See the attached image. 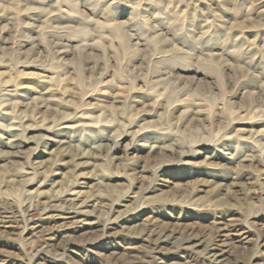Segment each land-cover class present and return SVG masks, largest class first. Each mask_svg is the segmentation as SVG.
<instances>
[{
  "label": "rangeland",
  "instance_id": "obj_1",
  "mask_svg": "<svg viewBox=\"0 0 264 264\" xmlns=\"http://www.w3.org/2000/svg\"><path fill=\"white\" fill-rule=\"evenodd\" d=\"M0 6L41 10L26 11L27 15L19 11L7 17L0 12L4 16L0 23V30L4 27L0 32L1 53L6 59L21 53L38 65L33 69L15 70L14 65L0 69L5 80H12L14 87L8 88L12 92L31 85L37 90L49 88L41 76L47 81L56 80L63 73L49 68L57 50L68 53L61 58L60 65L66 70L70 68L69 74L60 78L68 77L70 83L75 77L73 69L86 63L87 54L101 61L105 52L107 74L101 84L97 77L102 72L92 76L90 102L92 109L99 106L95 115L110 110L111 101L117 96L114 93L122 86L128 91L135 87L133 93L120 100L122 105L116 103L111 108L116 117H127L128 107L133 105L135 114L132 126L119 130L118 125V133L108 134L119 144L111 154L97 149L109 139H102L104 135L99 131L80 132V121L69 122L71 129L64 128L69 125H59L49 139L37 130L26 131L22 138L16 133L18 130L11 131L16 133L13 136H0L2 191L7 182L14 185L20 180L12 175L21 167L22 172L30 174L35 169V183L40 180L47 185L51 181L54 192L62 185L64 188L74 179L73 169L69 163H53L64 155V149L74 153L90 148V156L98 160L94 164L105 165L111 159L119 172L108 166L104 171L97 166L95 173L90 166L75 169L74 173L80 174L76 192L82 193L83 200L88 197L89 202L94 201L101 191L95 185L94 175L103 173L104 183H110V189L102 192L109 198L88 209L91 214L80 216L63 210L60 212L64 218L74 215V219L49 223L38 208L6 215L9 218L0 215V264H264V163L259 162L264 160V152L254 140L264 135V116L254 118L246 111L242 102L248 100L252 89H241L244 84H255L256 91L264 89V0H1ZM125 40L135 51L134 58L122 59L128 56L123 52ZM149 61H157L156 68L148 69ZM19 71L40 77H23L18 75ZM155 77L179 85L180 91L171 100L185 99L183 94L189 87L202 90L197 95H208L209 87L213 89L216 97L209 98L204 106L213 118L205 126L221 128L223 134L218 143L213 138L209 143L192 146L183 133L168 128L165 119L175 120L183 109L175 104L178 111L174 113L168 108L171 112H164V97H156L153 91L161 92L163 85L153 84V90L147 87L149 78ZM1 85L2 82L0 88ZM210 101L219 108L218 113ZM66 102L63 99L62 103L68 106ZM153 102L159 107L156 105L151 111L149 106ZM199 103L203 101L197 102L196 108ZM240 109L245 110L240 113ZM218 120L222 121L221 126ZM237 130L241 136L235 137ZM210 134L208 137L216 136V132ZM57 142L68 144H53ZM161 144H172L185 154H170L167 150L158 153L156 147ZM152 146L155 148L149 152ZM32 153L40 157L34 159ZM5 157L9 159L3 161ZM135 162L149 171L156 169L155 175L138 171L132 177L134 185L128 188L129 173L123 169ZM236 174L253 176L250 183L257 179L251 196L239 197L240 209L215 207L209 200H214L218 193L220 199L227 197L235 203L232 192L238 190V196L241 184L247 182L235 181ZM34 189L35 186L26 185L1 193L0 197L18 203L28 199L24 195H33L30 192ZM126 190L119 202L110 197ZM189 192H193V200L187 199ZM248 202L259 210L248 213L241 209ZM75 219L83 221L76 223ZM144 226L162 228L172 237H148L141 233ZM188 237L201 246H187L184 240ZM205 246L216 249L217 256H209Z\"/></svg>",
  "mask_w": 264,
  "mask_h": 264
},
{
  "label": "bare ground",
  "instance_id": "obj_2",
  "mask_svg": "<svg viewBox=\"0 0 264 264\" xmlns=\"http://www.w3.org/2000/svg\"><path fill=\"white\" fill-rule=\"evenodd\" d=\"M1 10H2V15H5V17H7L8 15L10 16L15 12L18 13L19 11L20 12L22 11L21 14H24V15L28 14L26 11H28L29 13L34 12V11L35 12L41 11V10H38V8H36L35 10H29V8H22V9L13 8L12 9V8L5 7V6L3 7L0 6V12ZM2 15L0 16V23L3 21L2 19L4 18V16ZM3 29L4 27L1 28L0 30L1 33L3 32ZM33 48L37 49L36 45H34ZM123 52L127 53L128 56L123 57L122 59L124 58L131 59V58H134L135 56L134 54L135 51L131 49L128 40L124 41ZM160 53L168 54V51H161ZM0 54H1L0 55V69L5 68V67L9 68L12 65H14L15 70L17 68H24V69L38 68V65L35 66L34 64L35 62H31L33 60L29 61L31 58H29L28 56L24 57L21 53H17L11 59H6V56H4V53L3 52L1 53V51H0ZM67 54L68 53H66V51L57 50L54 52L53 63L50 65L49 68L53 70H61V72L63 71V73L61 76L57 77L56 80L53 78H50L47 81L48 78L41 76L42 79H45L43 80L44 84L46 83L45 87H49V88H44L42 90H37L34 85H31L30 87L26 86L25 88H21L20 92L16 90L12 92L10 89H8V88L14 87L12 80L10 78H7L5 80V76H6L5 73H2L0 71V84L1 82L3 83V85H1V88H0V136H4L7 134H11V136H13L17 133L19 135V138H22L24 134L26 133V131L37 130L39 131V134L44 139H49L50 138L49 135L53 134L52 132L53 129L58 127L59 125H69V126H65L64 128L71 129L73 128V126L70 125L69 122L80 121L78 122L80 124L77 125L81 128L80 132L87 131L88 133H96V131L97 132L99 131L101 135H104V137L101 136L102 139L103 138L109 139L107 141V144H101L102 146H98L97 149L99 150L103 149L105 153L111 154L112 152L116 151L117 146L119 144L116 141H114L113 135L109 136L108 134L111 133V131L113 133L114 132L118 133V130H115L118 125H120L119 130L126 129L127 127L126 125L132 126L134 122L133 116L135 115L133 114V111H134L133 105H130L128 107L129 110H128L127 117H123V116L116 117V115L112 113L111 108H115L117 105L116 103L122 105L123 102L120 103V100L123 101L125 94H129L130 92L133 93L132 91L135 90V87L134 86L131 87L130 90L128 91L127 88L122 86V89L119 92L114 93V95H117V96H115L113 100L111 101L112 106L109 107L110 110L105 109L107 110V112L103 113L102 115L100 114L95 115L96 109L99 108V106H96V108L92 109V103L90 102L92 101L90 100L92 98V80H93L92 76L97 71L102 72V73H98L99 75L97 77L99 83L101 84V79H103L104 75L107 74L106 71L109 68L108 58L106 57L105 52H102L103 60L101 61L92 59L91 53L87 54L86 63L80 66V68L78 67V68L73 69L75 71V77L74 79L71 80V83H70L68 77L60 78V77L66 76L70 70V68L66 70V68H62V66L60 65L61 58H63ZM122 63L123 61L120 62L119 65H121ZM156 64H157V61H153V62L149 61L148 69L151 70L153 67L156 68L155 67ZM127 67L128 65L125 66V69H127ZM85 72L88 73L89 76H83L84 74H86ZM17 73L18 75H21L23 77H26V76H30V78L33 76L40 77V75H38L37 73L36 74L23 73V71H19ZM114 73L115 72H113V74ZM132 75L133 74H130V76ZM134 79L136 80L137 78H134ZM152 79L149 78V81H148L150 84L147 86L149 90L155 89L153 84L163 85L162 89L160 90L161 92H158V91L156 92V90H153V91L156 94V97H161V96L164 97V100H163L164 102L163 108L165 109L164 112L169 113L171 111H174L175 113L179 109H183L181 112V115L177 117L175 120H173L172 118L165 119L166 121H168L167 122L168 128L175 130V133H178V132L183 133L184 134L183 136L185 138L187 137L189 145H192V146L200 144V143H204V142L209 143L211 142L213 138H215V140L213 141L215 143H218V141H220V138L222 136L221 135L222 131L220 130L221 128H219L218 126H215V127L205 126V123H207V120H211L213 118V116L208 111L209 109L204 107L206 106L205 101H209V98L214 100V96L216 94H213L212 92L213 89L209 87V93L213 95H210V94L206 95L205 92H203L202 95H197L196 92H202V90L200 89L195 90V88L193 89L189 87L188 90L184 92L183 94L184 96H187L185 99L180 100L178 98H174L173 100H171V96H173L175 93H178L180 91V89H178L179 85L172 84L169 81H166L164 78H160V77H155ZM132 82L135 83L134 80H132ZM202 86L204 85H201V87ZM241 89H244V90L252 89V91L248 94L249 95V97H247L248 100L247 101L244 100L242 102V103L245 102L244 106H246L245 108H247L246 111L251 113L254 118H259V117L264 116V89L262 90L259 89L260 91H256L255 84H250V85L244 84L241 86ZM65 98L67 99L66 103L68 104V106L62 103L63 99L65 100ZM132 98L133 100H135V96ZM146 100L148 99L146 98ZM201 101H203V104L199 103L198 104L199 107L196 108L195 104ZM37 102H39L40 104L39 106L37 105ZM175 104H180L179 109L175 107L178 110H175L174 108ZM51 105H54V106H51ZM156 105L158 106L159 104L157 102L155 103L153 102V104L149 106L152 109L151 111H154ZM210 105H211V101H210ZM211 107L215 108L216 106L212 104ZM168 108L171 109V111H168ZM38 109L39 111L41 110V111L51 114L49 116H52V117L50 118L49 116L41 115L40 112L37 111ZM215 110L217 111V113L219 112L218 107L215 108ZM244 110L245 109H240V113H242ZM71 111H75V112L71 113ZM78 112H81V114L78 115L79 114ZM125 119H129L131 123L128 124ZM218 121H219V125L221 126L222 121L221 120H218ZM12 130L13 131L18 130L19 132H16V133L11 132ZM211 132H216V136L214 135L213 137H208L209 135H211L210 134ZM239 132L240 131L238 130L235 131L234 136L235 137L241 136ZM135 134H137V132ZM254 140H256L255 141L256 145L264 152V135H261L260 137H256L254 138ZM53 144L54 145L57 144L58 146H64L66 143L57 142ZM153 148H155V146H152L149 152L154 150ZM156 148H157L158 153H161L163 150H167L168 152H170V154H177V155L185 154V153L179 152L180 150H177L176 147L174 148L172 144H169L167 146H164V144H161V146H157ZM89 150L90 148H87V150H84V151H78V152L74 151V153H70L69 151L66 152V150L64 149L63 151L64 155L60 159L54 160L53 162L54 164L57 162L62 163L63 165H66L69 163L71 165L70 167H72L73 169V176H74V179L72 181H68V183L65 185L64 188L62 185L55 192L53 191L54 185H51V181H49L47 185L44 183V181L40 182V180L35 183L38 173L35 172L34 168L32 169V173L30 174L28 172H22L23 167H21L14 175H12V177H15L20 180H17L16 184L14 185L13 184L11 185L10 184L11 182L9 180H8L9 182H7L6 184H4L3 182L4 184L3 187H5L4 191L1 190V186H2V183H1L0 184V194L6 193V191H9V190H11V192L14 190L16 191L17 188L19 189V187L23 188V186L29 185L33 187L35 186L34 191L30 192L31 194L33 193V195H30V194L28 196L24 195V197H27L28 199H25V200L23 199L21 201H18V203L13 200H9L6 198L2 199L0 197V215L5 216L4 218H9L8 216H11V214L14 212L29 211L31 209L38 208V209H41L42 212L44 213V216H45L44 221L49 223L50 221L53 222V221H56L57 219H60V220L74 219V215L68 216V218L66 216V218H64V216H62L60 212L63 210H68V211L71 210L73 212L71 214H77L80 216L91 214V211H89L88 209L90 208L94 209L97 206V203L101 204L103 199H105L106 201V199L109 198V196L108 197L105 196L102 192L110 189V183L109 182L104 183L105 176L103 173L94 175L95 185L99 189L101 188V191L96 195L97 199L91 202L88 201L89 200L88 197L85 200L81 199L82 193L79 191L76 192V187L78 186L77 178L80 176V174L76 175L75 174L76 172L74 173L75 169H78V168L81 169L84 166H90L92 167V172L95 173L97 171L96 168L98 165L94 164L93 162V161H96L97 159L92 158L90 156ZM161 156L163 157L162 154ZM31 157L34 159H38L40 157V154L38 155V154L32 153ZM67 158H69L68 159L69 161H67ZM0 159L2 158L0 157ZM8 159L9 158L5 157L3 158V161L8 160ZM259 162L264 163L263 158L260 159ZM106 166H108L110 169L111 168L114 169L117 173H119L118 165H115L114 161L112 162L111 159H109V162L106 163L105 165L104 164L99 165L98 167L99 169H102L104 171V168L109 169ZM124 167H125V170L123 169V172L129 173L128 175L125 174L129 178L128 188L134 185V181H133L134 179L132 177L136 172L141 171L142 173L149 172L152 174L154 172L153 175H155V171H156V169L149 171L144 166H142L141 168L138 162L125 165ZM105 171H108V170H105ZM21 174H23L24 177H22ZM26 175H29L31 177L26 179L25 178ZM8 179L10 178L8 177ZM243 179L246 180L247 182L241 184L243 185V187H242V190L239 192V195L238 196L236 195L238 194V192H236L238 190L232 192L234 195L233 197H234L235 203L230 202L229 199H227V197L220 199L218 197L219 193L213 197L214 200H209L210 203L213 204L215 207L218 205H221V206H224V208L225 207H228V208L237 207V209H240L239 206H237L239 205V201H240L239 197L240 196H243L246 198L250 197L252 192L254 191V187L256 188L257 186L256 184L257 179H254L255 180L254 182H251V183L248 182L253 179V176H250L247 174L246 176H240V174H236L235 181H240ZM147 180H149L148 177H147ZM236 184L237 183H233V185H236ZM45 187H50V188L46 190ZM126 192L127 190L123 191L122 193H118V195L116 196H110V197H112L114 202H119L123 200ZM177 192L178 190L175 193ZM186 197L187 199L193 200V192H189V194ZM243 205H245V207L242 208V205H241L240 206L241 209L246 210V212L248 213L252 211L256 212L258 209L257 206H254V204L251 202L244 203ZM103 214L106 215V213H103ZM82 221L83 220L75 219V221L73 222L82 223ZM142 229L143 230L141 233H145L148 237L153 236L155 237L156 240H166L172 237V234H168L162 228L161 229L155 228V227L149 228L147 226H144L142 227ZM223 236L226 237L225 235ZM184 241L186 244H189L187 245L189 247L190 246L192 247L201 246L199 242L192 240L189 237L185 239ZM205 248L209 256L213 258L217 256V253L215 252L216 249L214 248L211 249V248H208L207 246H205Z\"/></svg>",
  "mask_w": 264,
  "mask_h": 264
}]
</instances>
